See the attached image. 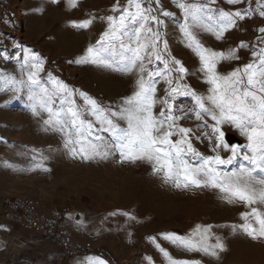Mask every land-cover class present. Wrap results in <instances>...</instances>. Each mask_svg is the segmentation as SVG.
<instances>
[{
	"label": "rangeland",
	"instance_id": "374dc122",
	"mask_svg": "<svg viewBox=\"0 0 264 264\" xmlns=\"http://www.w3.org/2000/svg\"><path fill=\"white\" fill-rule=\"evenodd\" d=\"M188 2L203 4L212 9L213 14L219 9L248 8L250 4V0H241L237 5L229 4L227 0ZM116 3L117 0H78L73 8L69 7L68 0H57L56 3L53 0H0V72L17 80L26 79L20 63L25 50H28L43 60V70L39 73L42 80L46 81L51 74L71 88L96 99L102 106L118 107L122 98L134 91L137 73L74 62L85 54L89 45H95L105 31L107 24L100 17L119 15V12L111 11ZM160 3L162 8H157L153 14L164 21L159 30L163 33L162 41H167L168 53L188 70L182 83L197 94L206 95L209 85L200 71L199 57L187 46V39L181 32L184 15L176 0H160ZM119 4L122 8L126 0H119ZM162 11L172 15L165 17ZM92 16L96 19L88 29L72 26V21L79 22ZM256 19L252 14L239 21L238 27L225 32L221 39L211 32L193 30L204 47L215 51L235 48L241 41L249 45L239 48V60L221 62L218 65L221 73L226 74L249 63L253 58V46L256 49L261 47L257 44V37L261 34L255 29ZM152 27L155 31L156 25ZM14 57L17 59H12ZM165 88L166 84L161 80L157 84L158 97L165 95ZM17 95L19 98H14ZM75 100L78 105L84 104L78 94ZM56 103L59 104V98ZM28 104L26 88H22L19 94L10 89L0 91V209L6 194L33 197L37 201L46 194L60 199L76 195L85 198L98 213V224L94 226L96 238L91 241L96 244V253L79 255L69 264H88L90 256L100 257L106 264H167L149 237H155L161 247L178 259H199L202 264H264V239L252 240L240 232L234 233L231 227L216 229L226 244V251L220 254L219 259L186 252L159 235L165 232L185 234L198 223H242L240 213L247 210L242 204L227 203L217 190L210 188L185 190L166 185L153 174L151 164L146 161L122 162L118 152L106 160L73 157L64 148L60 133L46 130L43 120L47 119V114L34 116ZM192 104L187 96H180L176 101V107L183 105L185 111ZM161 107L163 105L157 104L154 111L159 113ZM87 118L92 119L90 116ZM117 122L124 126V121ZM208 122L212 123L211 120ZM180 123L196 129L199 122L189 116ZM222 128L226 134L238 137L235 144L247 143L246 138L231 126L223 125ZM203 131L205 129H198L195 134L200 135ZM97 134L110 139L106 132ZM193 145L204 155H212V145L207 140L194 139ZM221 154L226 157L229 153ZM34 155L36 161L32 159ZM41 157L46 159L41 160ZM38 162L44 167H33ZM240 164L250 166L247 161L237 160L227 170L238 168ZM125 212L136 219L130 220L122 214Z\"/></svg>",
	"mask_w": 264,
	"mask_h": 264
},
{
	"label": "snow or ice",
	"instance_id": "6c2138e0",
	"mask_svg": "<svg viewBox=\"0 0 264 264\" xmlns=\"http://www.w3.org/2000/svg\"><path fill=\"white\" fill-rule=\"evenodd\" d=\"M227 2L237 5L241 0ZM77 3L78 0H68L69 7L74 8ZM256 3V13L264 17V0H256ZM176 4L185 20L181 32L187 39V46L198 55L200 71L209 85L206 95L197 94L182 83L188 70L168 53L167 41H162L163 33L159 30L164 21L153 14L157 8H162L160 0H126L122 8L117 0L111 11L119 12V15L100 17L107 24L105 31L95 45H89L85 54L74 61L137 73L134 91L122 98L118 107L102 106L96 99L51 74L46 81L42 80L39 73L43 70V60L28 50L20 63L26 79L17 80L0 72V91L10 89L19 94L22 88H26L28 106L33 115L47 114V119L43 120L46 130L60 133L64 148L73 157L106 160L118 152L122 162L146 161L151 164L153 174L166 185L185 190L210 188L217 190L227 203L242 204L247 209L240 213L242 223H198L185 234H159L186 252L219 259L226 251V244L217 234V228L231 227L234 233L240 232L252 240L264 239V47L256 49L253 46V58L249 63L226 74L221 73L218 65L223 61L239 60V48L249 45L241 41L235 48L215 51L204 47L193 30L211 32L221 39L225 32L237 28L239 21L251 17L252 10L219 9L213 14L212 9L203 4L189 3L188 0H176ZM161 14L165 17L172 15L167 11ZM95 19L92 16L71 23L75 28L88 29ZM153 24L156 25L155 31ZM257 31L261 34L257 42L264 44V27ZM161 80L166 84L165 95L158 97L157 84ZM77 94L83 99V105L76 103ZM180 96L190 97L193 102L187 111L183 105L176 107ZM14 98L18 99L19 95ZM157 104L163 105L159 113L154 111ZM177 112L182 114L177 115ZM189 116L199 122L196 129L181 125L180 122ZM117 121H124V126ZM223 125L239 131L247 143L230 144ZM198 129L205 131L196 135ZM101 131L108 133L110 139L97 134ZM194 139L207 140L212 145V155L197 150ZM222 152L229 154L225 157ZM32 159L36 161L37 157L34 155ZM237 160L247 161L250 166L240 164L238 168L227 170ZM33 167L44 166L38 162ZM122 214L130 220L136 219L130 213ZM149 239L163 254L167 264H202L199 259L175 258L156 242L155 237ZM87 259L88 264H106L100 257Z\"/></svg>",
	"mask_w": 264,
	"mask_h": 264
},
{
	"label": "crops",
	"instance_id": "0c3cea01",
	"mask_svg": "<svg viewBox=\"0 0 264 264\" xmlns=\"http://www.w3.org/2000/svg\"><path fill=\"white\" fill-rule=\"evenodd\" d=\"M249 3L247 7L251 8L250 10L257 17L255 29L258 30L264 27V17H260L255 11L258 7L256 0H250ZM260 45L264 47V44ZM37 202L42 212L62 211L65 223L74 238L95 240L94 226L98 224V213L82 196L60 199L58 196L46 194ZM73 259H64L60 248L49 239L42 238L38 232L27 231L19 225L0 218V264H69Z\"/></svg>",
	"mask_w": 264,
	"mask_h": 264
},
{
	"label": "built area",
	"instance_id": "2783aa9c",
	"mask_svg": "<svg viewBox=\"0 0 264 264\" xmlns=\"http://www.w3.org/2000/svg\"><path fill=\"white\" fill-rule=\"evenodd\" d=\"M1 211V218L27 231H36L42 238L57 245L66 260L78 255H92L96 247L89 240L76 239L69 226L65 223L64 213L42 212L33 197L24 195H5Z\"/></svg>",
	"mask_w": 264,
	"mask_h": 264
},
{
	"label": "water",
	"instance_id": "95a60500",
	"mask_svg": "<svg viewBox=\"0 0 264 264\" xmlns=\"http://www.w3.org/2000/svg\"><path fill=\"white\" fill-rule=\"evenodd\" d=\"M226 138H227V141L230 143V144H232V143H234V142H236V140H237V136H235V135H233V134H227L226 135Z\"/></svg>",
	"mask_w": 264,
	"mask_h": 264
}]
</instances>
